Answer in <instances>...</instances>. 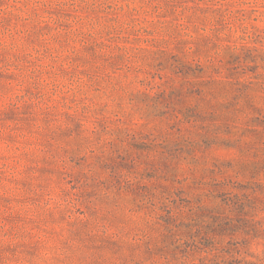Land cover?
Wrapping results in <instances>:
<instances>
[{"label": "rangeland", "instance_id": "rangeland-1", "mask_svg": "<svg viewBox=\"0 0 264 264\" xmlns=\"http://www.w3.org/2000/svg\"><path fill=\"white\" fill-rule=\"evenodd\" d=\"M0 264H264V0H0Z\"/></svg>", "mask_w": 264, "mask_h": 264}]
</instances>
